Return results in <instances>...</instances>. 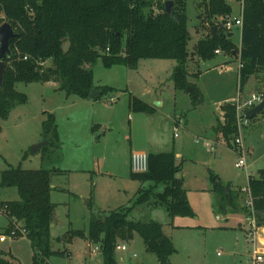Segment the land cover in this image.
<instances>
[{"label": "rangeland", "instance_id": "1", "mask_svg": "<svg viewBox=\"0 0 264 264\" xmlns=\"http://www.w3.org/2000/svg\"><path fill=\"white\" fill-rule=\"evenodd\" d=\"M204 2L207 0L187 1L191 40L186 67L189 83L196 85L203 95L198 105L193 103L188 90L175 88L172 77V65H177L175 59H143L137 69L126 65L106 67L98 60L92 66L95 86H109L116 91L104 95L102 104L92 107L97 115L85 106L73 115L79 106L75 107L77 104L69 101L72 95L67 100L66 95L58 92L53 85H45L42 98L41 84H16L18 91L27 94L28 102L17 105L8 119L0 116V204L20 198L17 187L4 184L2 180V172L11 166L21 165L23 169L55 167L68 171L54 177L58 188L52 192V201L57 205L51 225L52 248L64 251L65 255L52 256L49 264H104L102 251L94 252L97 245L89 240L77 237L70 243L57 238L70 229L88 231L92 219L121 206L133 205L142 183L131 178V155L137 151H149L150 127L156 141L162 143V138L165 141L159 148H152L153 151L166 152L175 148L181 153L178 163L183 162V166L178 175L185 180L195 215L170 217L165 207L154 206L151 200L137 205L130 219L156 221L164 226L177 249L171 257V264H252L249 259L250 245L241 226L244 220L251 219L253 212L249 195L243 188L248 186L251 173L257 176L259 170L264 169V112L256 115L251 120V126L243 132L245 169L236 167L240 157L236 139L232 141L233 147H229L222 137H217L214 126L217 118H222V104L235 102L240 97L244 102L252 93L264 92V71L249 77L241 90L237 54L232 56L222 52L210 60L198 58L194 53L195 45L200 37L209 32L204 8L198 7ZM229 2L233 7L232 14L239 15L243 2ZM198 12H202L200 19ZM214 21L221 24L219 18ZM232 39L238 46L241 45L239 28L232 30ZM159 61L164 65L157 69L155 65ZM45 65L50 66L51 61ZM198 71L202 72L201 76H194ZM161 76L165 81V105L155 115L160 123L152 125L153 121H148L146 113L129 110L127 103L130 94L151 101ZM111 95L120 99L113 101ZM111 100L114 103L112 108L104 105L111 104ZM45 111L56 113L60 141L57 147L42 151L44 145L40 151L34 152L32 147L35 144L46 141L42 134ZM166 116L173 119L174 124L170 122L169 127ZM70 118L73 120L69 122ZM109 118L113 120L108 122ZM179 122L178 137L173 138L174 128ZM161 132L166 136L161 138ZM167 139L170 141L167 142ZM207 142L213 148L207 147ZM27 152L29 154L24 158ZM212 173L230 184L231 196L237 202L235 212L229 210L230 200L224 194L212 190ZM149 185L145 183L143 186L147 188ZM162 189L163 186H160L158 190ZM223 206L228 208L227 213ZM8 223L7 216L0 212V233L7 237L5 241L0 240V259L11 264H32L34 250L31 241L25 235L6 234L4 229ZM120 243H126L128 251L116 250V264L141 263V260H147L146 264H158L155 255L146 251L140 236ZM134 253L138 254V258L132 257Z\"/></svg>", "mask_w": 264, "mask_h": 264}, {"label": "trees", "instance_id": "2", "mask_svg": "<svg viewBox=\"0 0 264 264\" xmlns=\"http://www.w3.org/2000/svg\"><path fill=\"white\" fill-rule=\"evenodd\" d=\"M166 1L170 0H0V26L9 22L18 33L11 40V53L5 60L6 72L3 86H0V116L6 120L17 105L28 102L27 94L16 89L19 82L56 81L66 95L80 98H89L92 89L100 91L94 99H102L116 91L109 86H95L92 66L98 60L106 67L126 65L137 69L143 59H175L177 65L172 76L175 88L187 91L191 86L193 103L200 104L202 92L189 83L186 67L191 40L188 0H173L172 15L166 12ZM237 1L243 2V25L239 28L242 90L249 77L264 71V0ZM198 7L204 8L209 32L200 37L194 53L201 60L213 59L218 49L236 55L239 46L232 39V30L227 31L214 21L233 13L229 0H207ZM198 18H202V12H198ZM214 26L217 27L216 36L212 31ZM25 55L30 58L24 60ZM47 61H51L50 66L45 65ZM201 73L198 71L194 76L200 77ZM129 109L149 114L155 111L146 101L132 94ZM221 111L222 118H217L214 130L218 138L222 137L229 147H233L232 141L239 134L235 102L222 104ZM45 115L42 134L47 144L42 151L57 147L60 141L55 114L45 112ZM182 166L183 162H177L174 149L149 152L148 170L142 173L131 170L130 173L132 179L142 183L133 205L112 210L110 216L104 214L92 219L88 231L70 229L57 240L70 243L77 237L89 240L100 247L104 264H116L117 244L129 242L138 235L158 264H171L177 249L164 226L156 221L132 220L130 214L137 205L153 200V205L165 207L170 217L194 216L184 178L178 175ZM66 173L68 171L55 167L23 169L21 165L2 172L3 183L16 186L20 196L18 200L0 204V212L9 220L4 232L9 234L15 229L18 237L29 238L34 250L32 264H49L52 256L65 255L64 251L52 248L51 225L57 205L51 200V192L53 178ZM211 181L212 190L224 194L230 200L229 210L235 212L237 202L231 196L230 184L215 173L211 174ZM145 183H150L149 187L144 188ZM248 185L254 216L257 223L264 226V169L259 170L258 176L251 174ZM160 186H163L162 191L158 190ZM223 210L228 212L226 206ZM0 264L11 262L0 259Z\"/></svg>", "mask_w": 264, "mask_h": 264}, {"label": "built area", "instance_id": "3", "mask_svg": "<svg viewBox=\"0 0 264 264\" xmlns=\"http://www.w3.org/2000/svg\"><path fill=\"white\" fill-rule=\"evenodd\" d=\"M220 19V26L223 27V29L230 31L234 28H241L243 25V6L240 9L239 15H225L219 18ZM217 54L222 53L221 50H216ZM235 54L238 55L239 62H238V71H239V78H240V72L243 67V63L241 62V45L239 46V51ZM10 54L7 56L9 57ZM30 58L29 55L24 56V60H28ZM264 98V92H255L252 93L251 96L246 99V101L242 102L241 97L238 98L235 101L236 104V111H237V126H238V137L236 138V147L238 150V153L240 155L239 160L236 162V167L245 169L247 166L246 157L244 155L243 151V132L250 127L251 120L246 115V113L254 108L257 104H259ZM180 122L177 124L179 126ZM175 127V131L177 132V128ZM175 132V136L177 137L178 134ZM207 147L213 148V146L207 142ZM131 170L136 173H142L146 172L148 170V153L145 152H133L131 155ZM251 175V174H250ZM249 175V176H250ZM243 191L248 193L249 195V203L252 205V195L249 188V185L245 188H243ZM253 212V210H252ZM251 219L248 221V229H247V236L246 240L250 245V253H249V259L252 264H263L264 263V226H260L256 218L254 216V213L251 215ZM11 236L17 235L15 229L11 231ZM7 239L6 235H0V240L5 241ZM100 250V247L97 245L94 252ZM116 250L121 252L128 251V246L126 243H118L116 246ZM220 255V253H219ZM134 258H138V254L134 253ZM131 264H140L138 262H132Z\"/></svg>", "mask_w": 264, "mask_h": 264}, {"label": "crops", "instance_id": "4", "mask_svg": "<svg viewBox=\"0 0 264 264\" xmlns=\"http://www.w3.org/2000/svg\"><path fill=\"white\" fill-rule=\"evenodd\" d=\"M221 54V53H220ZM219 54V55H220ZM162 60V59H161ZM227 62V61H226ZM164 62H162V61H159V62H156V67H157V69H160V68H162L161 66L162 65H164L163 64ZM140 65V64H139ZM175 66L176 65H172V68L174 69L175 68ZM226 66V65H225ZM139 67V66H138ZM150 81H152V82H156V81H153L152 79H149ZM142 81H143V79H142ZM144 81H145V79H144ZM33 83H39V84H41V88L43 89V92H42V98H43V96H44V94H45V90H46V84H50V85H53L54 87H56V89H57V91L58 92H61V93H64L65 95H66V93L64 92V91H61L60 89H59V83L58 82H56V81H48V82H33ZM156 88H158L157 90H156V94L152 97V100L151 101H146V100H144V101H146L148 104H150L152 107H154L155 108V111H154V113H152V114H149V113H146V115H147V119H148V121H153V124L152 125H154V122H159V119H155V115H158L159 114V112H160V108H163L164 107V105H165V100H164V98H163V96H164V92H163V90H165V81H163V77L161 76V78H160V82H159V85L156 87ZM133 93V92H132ZM110 94H112V93H110ZM122 94H126V93H123L122 92ZM133 95V94H132ZM75 96V97H74ZM69 97H71V95H66V98H67V100L69 99ZM77 97V98H76ZM105 98V97H104ZM110 98L111 99H113V101H115V100H118V99H120L119 98V96H117V95H115V96H113V95H111L110 96ZM140 98V97H139ZM90 99V100H89ZM142 99V98H141ZM161 100V101H160ZM71 103H74V104H77L75 107H77V106H79V108H77L76 109V111L75 112H73V115H74V113H76V112H78L79 110H81L82 109V107L83 106H85L86 108H89L91 111H93V112H95V114L97 115V112L95 111V109H92V107L94 108L97 104H102L101 102H103V98L102 99H94V98H80L79 96H76V95H72V99L71 100H69ZM112 100L110 101V103L111 104H104V105H106V106H110L109 108H112L113 106H114V103L112 104V102H113ZM129 101V100H128ZM154 102H156V103H154ZM157 102H159L158 104H157ZM127 106H128V109H129V103H127ZM106 109V108H105ZM130 110V109H129ZM45 112H48V111H45ZM51 113H53V114H55V117H56V122H57V126H58V131H59V125H58V117H57V115H56V113L53 111V112H51ZM68 113H70V112H68ZM144 113V112H143ZM10 115H11V113H10ZM130 117V119H131V121H133V118L131 117V116H129ZM150 117H152V118H150ZM167 117V116H166ZM46 118V116L44 115V119ZM167 118H169V119H165V121L167 122V126H168V124L170 125V122H172V124H174L173 123V119H171V116L170 117H167ZM43 119V120H44ZM73 119H74V117H73ZM73 119H69L68 121L70 122L71 120H73ZM155 119V120H154ZM163 119V118H162ZM113 119H108L107 121L108 122H111ZM169 120V121H168ZM160 123V122H159ZM100 125H102V124H99V126ZM151 125V126H152ZM96 127H98V125H96ZM157 127H158V125H157ZM169 127V126H168ZM187 131V130H186ZM149 132H150V135H149V139H148V142H147V146H148V148H149V151H147V153H149V152H162V151H153L152 150V148H154V147H158L159 148V145H162V144H164V142H163V136H166V134H164V133H160V135L159 136H161V141H162V143H160V142H158V141H156V138L154 137V136H152V131H151V127L149 128ZM175 129H174V134H173V138H177L176 136H175ZM158 135V134H157ZM158 137V136H157ZM59 138H60V135H59ZM159 140V139H158ZM170 141V140H169ZM168 141V139H167V142H169ZM175 150V148H172L171 150ZM176 151V157H177V162H178V159L179 158H182L181 157V153L179 152V151H177V150H175ZM81 171H86V169H80ZM252 174V173H251ZM254 176V175H253ZM258 176V175H257ZM54 179V178H53ZM249 181V180H248ZM184 186H185V180H184ZM52 187H53V190H52V192L54 191V190H56L57 188H58V185L57 184H55L54 183V180H52ZM187 190V195H188V189H186ZM52 192H51V200H52ZM189 198V197H188ZM53 202V201H52ZM231 214H235V213H231ZM237 214V213H236ZM177 217H181V216H177ZM218 218H220L219 216H218ZM247 221V223H245ZM244 220V225L243 226H241L242 228H243V231H244V229H245V234L247 235V229H248V220ZM246 226H247V228H246ZM164 231H165V229H164ZM166 233V232H165ZM167 234V233H166ZM0 235H1V233H0ZM246 238V237H245ZM263 240H264V238H263ZM173 241V240H172ZM247 241V240H246ZM234 256L236 257L237 256V254H234ZM147 261V260H146ZM146 261L145 260H141V263L140 264H146Z\"/></svg>", "mask_w": 264, "mask_h": 264}, {"label": "water", "instance_id": "5", "mask_svg": "<svg viewBox=\"0 0 264 264\" xmlns=\"http://www.w3.org/2000/svg\"><path fill=\"white\" fill-rule=\"evenodd\" d=\"M165 8L166 12L170 15L173 14L174 11V1H166L165 2ZM146 15H148L149 8L146 9ZM212 31L214 33V36L217 35V27L214 26L212 28ZM18 33L15 31L13 26L9 22H4L0 26V86H3V78L4 74L6 72V58L11 53V40L16 38ZM187 90L192 94L193 89L191 86H188ZM100 95V91L96 89H92L90 92V98H95ZM159 102H157L158 104ZM264 111V98L263 100L257 104L254 108L249 110L246 115L249 119L254 118L256 115ZM47 144V141L41 142L39 144H35L32 147V151L38 152L42 149L44 145ZM87 204H89V201H87ZM108 216L111 215V213H107Z\"/></svg>", "mask_w": 264, "mask_h": 264}]
</instances>
